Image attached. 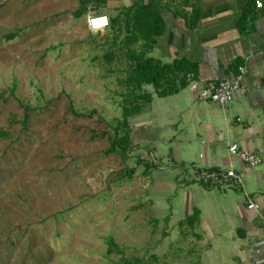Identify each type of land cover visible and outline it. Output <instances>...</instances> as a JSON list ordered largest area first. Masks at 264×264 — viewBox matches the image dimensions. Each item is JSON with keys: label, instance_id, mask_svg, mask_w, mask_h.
Listing matches in <instances>:
<instances>
[{"label": "rangeland", "instance_id": "rangeland-1", "mask_svg": "<svg viewBox=\"0 0 264 264\" xmlns=\"http://www.w3.org/2000/svg\"><path fill=\"white\" fill-rule=\"evenodd\" d=\"M78 6L0 0V264H197L163 243L142 209L136 160L93 139L111 136L107 124L121 118L125 63L104 60L111 32H90ZM21 104L44 109L27 129L11 124ZM69 105L105 123L75 119ZM108 238L118 246L111 254Z\"/></svg>", "mask_w": 264, "mask_h": 264}, {"label": "crops", "instance_id": "crops-1", "mask_svg": "<svg viewBox=\"0 0 264 264\" xmlns=\"http://www.w3.org/2000/svg\"><path fill=\"white\" fill-rule=\"evenodd\" d=\"M150 3L164 31L148 56L167 65L181 61L195 74H187L176 93L153 94L129 118V157L142 160L133 172L141 181V207L162 228L163 243L197 264H264V0H85L78 19L111 20L132 5ZM239 66L246 69L247 92L227 107L211 103L207 84L233 78ZM232 144L257 153L262 163L244 165L228 152ZM202 168L236 170L242 186L193 183Z\"/></svg>", "mask_w": 264, "mask_h": 264}, {"label": "trees", "instance_id": "trees-1", "mask_svg": "<svg viewBox=\"0 0 264 264\" xmlns=\"http://www.w3.org/2000/svg\"><path fill=\"white\" fill-rule=\"evenodd\" d=\"M79 7L74 13L76 18L82 15V9L85 7V0H78ZM110 20V19H109ZM110 28L113 35L108 43V50L103 55L107 62L124 61L123 81L121 86L122 102L121 118L116 121V125L107 124L110 134L103 132L95 138H106L109 147L105 151L106 154L117 155L123 161L129 158V154L133 148L130 143V124L129 118L141 113L142 107L152 101L153 94L158 97H165L176 93L179 88L185 85L184 80L187 74H195V68L190 65L182 64L181 61H175L172 65L162 64L158 60L149 57L148 51L153 45L155 38L164 31V23L159 16L156 5L150 3L146 5H132L122 11L121 17H115L110 20ZM14 33L5 35V40H12ZM151 88V91L148 90ZM14 93V88L11 90ZM23 117L21 121H11L19 123L23 129H27L29 119L36 111L44 109H32L27 105L21 104ZM69 113L75 119H91L97 116L95 110L89 113H79L69 105ZM99 124L105 123L104 119L97 116ZM0 137L6 138V133H0ZM139 166L142 160L137 158ZM135 170V168L133 169ZM132 170V171H133ZM130 172H126L124 177L130 176ZM197 219L194 214L187 223L193 226ZM108 245L107 253L111 254L118 246L112 238L106 240ZM124 264H141V261L135 259L133 262L121 259Z\"/></svg>", "mask_w": 264, "mask_h": 264}, {"label": "built area", "instance_id": "built-area-1", "mask_svg": "<svg viewBox=\"0 0 264 264\" xmlns=\"http://www.w3.org/2000/svg\"><path fill=\"white\" fill-rule=\"evenodd\" d=\"M256 7L260 8L261 3H256ZM110 20L106 15H91L86 19V27L90 32H102L108 29ZM246 69L239 66L236 75L228 80L219 82H210L207 84L206 93L208 100L219 107L230 106L236 99L237 95L247 92L244 86V78ZM228 152L236 156L244 165L256 167L262 163L261 157L257 153L240 149L238 145L232 144L228 146ZM242 174L236 170H212L198 169L194 172L191 181L198 185H217L222 188H232L242 186ZM250 209H256V205L249 202ZM261 234L264 244V215L260 214Z\"/></svg>", "mask_w": 264, "mask_h": 264}]
</instances>
